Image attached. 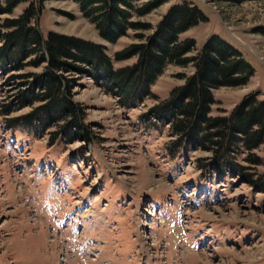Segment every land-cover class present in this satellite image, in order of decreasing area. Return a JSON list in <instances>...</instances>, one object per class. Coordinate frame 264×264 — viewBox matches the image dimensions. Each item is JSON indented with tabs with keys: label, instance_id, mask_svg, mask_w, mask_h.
I'll return each instance as SVG.
<instances>
[{
	"label": "rangeland",
	"instance_id": "1",
	"mask_svg": "<svg viewBox=\"0 0 264 264\" xmlns=\"http://www.w3.org/2000/svg\"><path fill=\"white\" fill-rule=\"evenodd\" d=\"M32 1L5 16L18 17ZM203 1H164L143 16L131 14L129 21L148 23L153 30L171 4L187 2L205 20L179 39L192 38L199 51L216 35L241 55L246 52L253 69L246 83L212 89L210 115H228L248 93L264 100V35L258 32L264 28V0ZM37 14L43 37L52 30L96 42L114 69L135 60L116 62L113 54L137 42V30L126 29L112 44L101 40L71 0H42ZM41 68L42 63L6 75L0 71V108L22 89V79L5 81L8 74ZM191 70L189 64H167L149 86L154 96L129 108L98 79L67 74L73 80L72 101L83 109L92 133L89 142L60 138L58 123L36 132L9 125V117L28 107L0 114V264H264V141L252 151L260 165L235 157L247 167L242 172L256 179L243 181L231 171L201 168L208 150L181 147L174 157L168 154L165 146L174 136L168 124L148 113L183 83L176 74ZM52 133L58 136L48 145Z\"/></svg>",
	"mask_w": 264,
	"mask_h": 264
},
{
	"label": "trees",
	"instance_id": "2",
	"mask_svg": "<svg viewBox=\"0 0 264 264\" xmlns=\"http://www.w3.org/2000/svg\"><path fill=\"white\" fill-rule=\"evenodd\" d=\"M25 1L0 0V71L6 75L41 63L43 68L35 73L7 75L6 82L22 79L18 83L22 89L13 96V102L1 106L0 114L9 116L12 111L28 107L22 115L9 117V125H21L36 132L37 128L41 131L51 123H58L56 131L60 138L89 142L92 133L83 122V109L72 101L73 80L67 74L98 79L109 94L118 98L119 104L129 108L140 99L154 96L149 86L167 64L182 68L189 64L192 66L189 74H176L183 83L167 91L166 98L148 109L155 120L168 124L174 136L165 146L168 154L174 157L181 147L208 150L210 155L205 157L208 161L201 168H209L216 174L231 171L243 181H256L242 172L247 167L241 166L235 157L244 155L241 158L246 164L260 165L261 159L252 151L264 141V100L257 98L256 93H248L230 114L210 115V106L214 104L212 89L243 86L253 69L237 49L216 35L207 38L199 51L194 49L192 38L179 39L178 35L187 28L205 20L200 10L187 2L171 4L151 30L148 23L129 21V16H143L169 0H71L93 23L101 40L112 44L125 35L126 29L138 31L133 35L137 42L113 54L116 62L131 57L134 62L114 69L110 57L103 52L104 46L96 42L52 30L43 37L37 28L42 0H33L16 18L5 16ZM211 1L236 5L244 0ZM148 30L151 31L145 33ZM258 32L264 35V28L259 27ZM28 56L32 58L26 60ZM57 133L50 135L48 145H52Z\"/></svg>",
	"mask_w": 264,
	"mask_h": 264
},
{
	"label": "crops",
	"instance_id": "3",
	"mask_svg": "<svg viewBox=\"0 0 264 264\" xmlns=\"http://www.w3.org/2000/svg\"><path fill=\"white\" fill-rule=\"evenodd\" d=\"M245 53H246V52H245ZM245 53L243 52V54H244L243 56H244V58L246 59V54H245ZM252 54H253V52H252Z\"/></svg>",
	"mask_w": 264,
	"mask_h": 264
}]
</instances>
